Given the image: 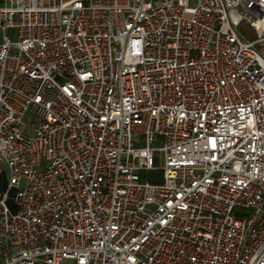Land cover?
I'll use <instances>...</instances> for the list:
<instances>
[{
    "label": "built area",
    "instance_id": "1",
    "mask_svg": "<svg viewBox=\"0 0 264 264\" xmlns=\"http://www.w3.org/2000/svg\"><path fill=\"white\" fill-rule=\"evenodd\" d=\"M0 34V264H264V0H0Z\"/></svg>",
    "mask_w": 264,
    "mask_h": 264
},
{
    "label": "trees",
    "instance_id": "2",
    "mask_svg": "<svg viewBox=\"0 0 264 264\" xmlns=\"http://www.w3.org/2000/svg\"><path fill=\"white\" fill-rule=\"evenodd\" d=\"M150 177H151L150 181L153 182V183H160L163 180L162 175H161L160 172H152V173H150ZM6 186L7 185H6V181H5V176L2 174V175H0V192L1 193L6 190ZM11 194L12 193H10V195ZM9 204H10V206L12 208H14L13 204L11 202H9Z\"/></svg>",
    "mask_w": 264,
    "mask_h": 264
},
{
    "label": "rangeland",
    "instance_id": "3",
    "mask_svg": "<svg viewBox=\"0 0 264 264\" xmlns=\"http://www.w3.org/2000/svg\"><path fill=\"white\" fill-rule=\"evenodd\" d=\"M254 36H252L253 38ZM24 121L30 124L35 125L36 121L34 120V116L32 114H28L25 118ZM164 163V159H162V164Z\"/></svg>",
    "mask_w": 264,
    "mask_h": 264
},
{
    "label": "crops",
    "instance_id": "4",
    "mask_svg": "<svg viewBox=\"0 0 264 264\" xmlns=\"http://www.w3.org/2000/svg\"><path fill=\"white\" fill-rule=\"evenodd\" d=\"M0 42H1V34H0ZM0 259H1V252H0Z\"/></svg>",
    "mask_w": 264,
    "mask_h": 264
}]
</instances>
